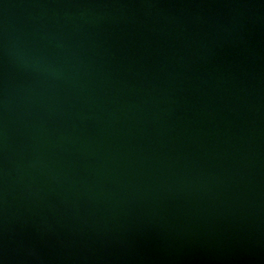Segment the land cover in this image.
<instances>
[{
    "label": "water",
    "instance_id": "95a60500",
    "mask_svg": "<svg viewBox=\"0 0 264 264\" xmlns=\"http://www.w3.org/2000/svg\"><path fill=\"white\" fill-rule=\"evenodd\" d=\"M0 264H264V0H0Z\"/></svg>",
    "mask_w": 264,
    "mask_h": 264
}]
</instances>
